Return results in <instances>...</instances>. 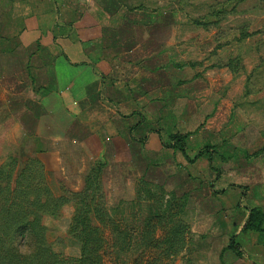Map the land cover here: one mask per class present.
I'll list each match as a JSON object with an SVG mask.
<instances>
[{"label":"rangeland","instance_id":"1","mask_svg":"<svg viewBox=\"0 0 264 264\" xmlns=\"http://www.w3.org/2000/svg\"><path fill=\"white\" fill-rule=\"evenodd\" d=\"M120 1L126 8L158 9L165 13L163 26L172 25L174 29H164L163 38L169 41L174 32L176 42L173 48L166 49L164 57L194 61L182 74L165 64V58L160 65L146 64L163 68L159 82L163 87L169 88L178 79L187 80L191 74L205 73L208 68L221 69L232 59L230 67L238 76L231 79L227 75L217 94L220 102L232 108L221 106L214 114H218L217 120L212 117L205 120L202 105L198 107L200 111L196 109L200 116L195 122L211 119L213 128L221 130L216 136L218 141L224 137L220 149L238 154L235 162L214 164L222 167L219 170L213 166L216 173L239 169L238 177L251 183L256 197L263 198L258 202H264V149L254 154L264 144V0ZM4 11L0 10V170L6 174L1 177L7 179L6 175H11L14 188L21 180L19 173L33 165L34 177H43L41 183L49 194L54 199L69 201L60 208L51 205L41 218L43 240L54 261L77 264L80 258L81 245L72 238L76 233L72 220L88 183L94 190L95 203L102 207L101 218L106 213L105 220L109 222L108 227L102 228L92 214L88 216L92 225L102 228L106 263L219 264V252L229 244L224 238L227 225L218 217L229 209H220L212 198L214 186L210 187L212 182L202 167L193 169L196 178L191 179L175 163L163 160L157 165L154 157L143 156L138 146L130 148L131 155L125 156L126 161L109 158L93 162L89 157L94 146L81 144L84 138L74 125L65 139L56 134L54 145L35 135L36 123L45 114L40 99L46 95L35 96L28 86L27 55L14 46L16 32L11 29L14 19ZM27 110L32 115L29 118ZM212 149L211 158L216 155H212L215 147ZM247 150L249 156L243 158L242 151ZM240 189L244 193L249 190ZM24 252L27 255L23 257L30 261V250L24 248ZM139 256L142 261L135 262ZM227 260L221 264H234V260Z\"/></svg>","mask_w":264,"mask_h":264},{"label":"crops","instance_id":"2","mask_svg":"<svg viewBox=\"0 0 264 264\" xmlns=\"http://www.w3.org/2000/svg\"><path fill=\"white\" fill-rule=\"evenodd\" d=\"M0 3L3 5L0 10L5 9V14L14 19L11 22V29L16 32L14 46L27 55L28 86L35 96L46 95L40 99L45 114L35 127L39 139L54 145L56 134L65 139L75 126L84 138L81 144L94 146L89 157L93 162L109 158L126 161L125 156L131 155L130 148L138 146L143 156L154 157L157 165L163 160L175 163L191 179L196 178L193 169L202 167L212 182L210 187L214 186L212 198L220 209H229L218 217L227 225L225 241L229 244L231 237H235L242 252L237 257L226 245L217 256L218 263L229 259L234 264H264V221L262 232L242 231L250 209L264 214V202H258L263 198L256 197L251 183L238 177L239 169L217 174L216 169L222 167L214 165L238 160L237 153L232 155L220 149L224 137L218 141L221 130L214 129L211 122L213 118L217 120L218 114H214L221 106L232 108L217 96L227 75L231 79L238 76L230 67L232 59L221 69L208 68L205 73L191 74L187 80L178 79L166 88L159 83L163 68L146 64L163 63L165 58V64L182 74L194 61L164 57L166 49L175 46L176 38L174 32L169 41L163 38L164 29L174 28L163 26L165 13L161 10L126 8L120 0H0ZM202 105V118H212L196 124L200 116L196 109L200 111L198 107ZM26 113L28 118L32 116L30 110ZM34 124L32 119V127ZM175 135L186 137L189 158L205 147H215L212 155H216L211 162L202 157L188 164L180 152L162 145V139L167 142ZM263 149L264 144L254 154L262 153ZM248 151H242L243 158H248ZM241 187L249 189L248 192L244 193ZM237 197L239 201H235Z\"/></svg>","mask_w":264,"mask_h":264},{"label":"trees","instance_id":"3","mask_svg":"<svg viewBox=\"0 0 264 264\" xmlns=\"http://www.w3.org/2000/svg\"><path fill=\"white\" fill-rule=\"evenodd\" d=\"M185 139V136L175 135L171 136L166 143L162 140L161 142L164 148L180 152L190 164L204 156H208V160L211 159L210 151L213 149L210 147L203 148L193 158H189L186 153ZM32 169L33 165L19 173L21 180L14 184V188L11 186V175L7 174V179H4L1 176L6 173L4 170H0V264H58L54 261V255L45 245L42 232L44 228L41 227L40 222L42 215L48 213L51 205L60 208L61 205L67 204L69 201L54 199L44 187V183H41L44 181L43 177H39V175L34 177ZM85 191H87V195ZM83 192V202L78 206H76V202L74 203L77 211L72 220L76 232L72 238L81 245L77 264H108L103 250L106 240L100 235V229L109 225V222L105 220L107 215L103 213L105 218H101L102 207L95 203L94 190L90 189L88 183ZM12 201V204H8ZM91 214L95 220L101 223L102 228L92 225V220L88 219ZM263 221L264 214L256 209H250L248 220L242 231L262 232ZM24 248L30 250L28 253L31 255L30 261L23 257L27 255ZM227 250L237 257L242 256L235 237H231ZM140 261L142 258L139 256L135 262Z\"/></svg>","mask_w":264,"mask_h":264}]
</instances>
